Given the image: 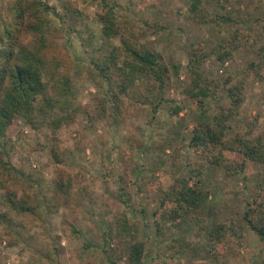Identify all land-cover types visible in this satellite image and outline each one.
Listing matches in <instances>:
<instances>
[{
	"label": "rangeland",
	"instance_id": "374dc122",
	"mask_svg": "<svg viewBox=\"0 0 264 264\" xmlns=\"http://www.w3.org/2000/svg\"><path fill=\"white\" fill-rule=\"evenodd\" d=\"M62 1L48 0L47 3L58 6ZM69 1L81 11L76 30L70 31L68 27L59 33L51 30L50 52L61 63L60 69L71 77L74 102L90 104L94 110L91 93L96 88L87 77L88 60L84 51L89 49V44L107 53L120 44V37L103 36L96 17L100 0ZM257 1L230 0L226 9L231 13L237 6L243 11L248 7L252 10L251 20L257 15L264 18V0L259 6ZM12 3L13 0H0V29L11 19ZM119 3V13L145 29L143 42L181 63L180 78H172L174 86L167 94L174 100L161 104L153 116L151 108L137 101L136 93L130 90L122 96L120 123L114 124L108 116L92 120L80 112L75 123L61 128L59 145L68 150L63 158L72 180L68 199H54L57 209L52 212L39 205L33 213L15 215L17 225L9 231L0 223V264H113L109 257L114 264H128L127 243L115 242L113 238L108 246L103 237L104 233L113 234L122 214L132 227L131 232L146 241L142 264H212L214 261L207 252V230L213 221L230 218L236 222L241 236L230 241L229 250L219 256L220 260L226 264H264L263 244L245 229L242 221L243 211L251 203L249 194L256 190L263 168L247 161L244 176L227 178L221 168L209 165L199 149L188 146L198 106L195 99L181 93L186 82V54L192 45L211 51L225 42L226 33L210 21L195 22L189 16L187 0H119ZM203 4L206 11L222 12L215 0ZM239 20V27L250 32L251 41L236 50L223 68L212 53L202 71L219 79L229 74L233 80L245 77L246 102L241 114L231 123L232 132L243 131L245 122L258 116L260 124L256 133L264 134V78L255 76L247 68L251 61H257L255 50L261 40L255 43L252 37L257 36L261 24L259 21L246 23L242 16ZM226 100V91L221 88L204 107L213 112ZM175 106L181 109L173 115L171 109ZM51 115L57 116L59 111ZM48 118L47 114H37L40 122L45 123ZM38 127L34 130L27 126L21 117L16 120L11 134L10 161L34 179H43L45 186L35 185L36 193L42 197L48 192L47 184L56 163L50 153L49 132L45 125ZM77 142L80 148H75ZM176 176L186 177L190 185L199 181V185L207 187V205L184 219L162 223L164 230L158 233L154 211L159 207L160 191L167 189ZM122 192V198L130 199L129 204L117 199ZM259 192L260 199L264 200V190ZM3 210L0 206V211ZM184 238L192 241L190 249L186 254L176 253Z\"/></svg>",
	"mask_w": 264,
	"mask_h": 264
},
{
	"label": "trees",
	"instance_id": "16d2710c",
	"mask_svg": "<svg viewBox=\"0 0 264 264\" xmlns=\"http://www.w3.org/2000/svg\"><path fill=\"white\" fill-rule=\"evenodd\" d=\"M205 1L187 0L189 16L198 23L212 22L226 35L225 42L211 51L204 50L200 45H192L186 54V82L181 93L195 99L198 106L193 116L194 124L188 146L199 149L209 165L221 168L227 178L244 176L247 161L263 168L255 184L256 190L249 194L251 203L244 209L242 221L245 229L253 232L264 248V200L260 199L259 192L264 190V134L256 133L260 124L258 116L246 121L243 131L232 132L231 127L233 119L241 114L246 102L245 77L233 80L229 74L219 79L202 71L205 60L212 53L216 54V62L223 68V64L236 50L251 41L250 32L239 27L242 16L246 23L259 21L261 24L257 36L252 37L255 43L261 40L255 50L257 61H251L247 68L255 76L264 78V18L257 15L251 20L252 10L248 7L245 11L238 6L232 8L236 15L228 13L226 8L230 0H215L222 12L206 11L203 6ZM47 2L13 0L10 5L11 19L0 29V206L5 208L0 211V223L4 224L7 231L17 225L15 215L33 213L39 205L43 210L52 212L57 209L54 199H68L72 180L63 158L68 150L59 145L61 128L75 123L76 115L80 112L92 120L108 116L114 124L120 123L123 119L122 96L130 90L136 93L137 101L151 108L154 116L161 104L174 100L167 94L174 86L172 78L179 79L182 70L181 63L171 60L167 53L142 41L146 36L145 29L119 13V0H100L96 17L101 24L102 34L106 38L118 35L120 44L111 47L107 53L88 44L90 47L84 52L88 60L87 77L96 88L91 93L94 110L90 104L75 103L71 77L60 69L61 63L51 54L53 47L49 37L51 30L59 33L68 27L70 31H75V23L81 11L69 0L60 2L58 6H49ZM260 2L262 0L257 1L258 6ZM57 7L59 10L56 11ZM54 20L56 25L52 24ZM146 24L150 26L151 23ZM221 88L225 89L227 100L218 105L216 111L209 112L204 104L209 98H214ZM180 109V106H175L171 114H178ZM55 110L59 111V115L52 116ZM40 113L49 116L45 123L37 120V114ZM20 117L34 130L39 128L38 125H45L52 140L50 153L56 167L47 184L48 192L42 197L36 193L35 185L45 186L43 179H34L10 161L13 149L11 134ZM43 146L46 147L47 143ZM75 148H80L78 142ZM198 183L190 185L186 177L176 176L167 189L160 191L159 207L154 211L158 233L164 230L162 223L184 219L206 208L209 189ZM123 196L122 192L117 199L129 204L130 199ZM131 229L122 214L117 219L113 234L110 236L104 233V241L108 246L113 238L115 242L125 241L127 263L142 264L146 241L137 236L136 232L133 234ZM240 236L233 218L213 221L205 237L207 252L214 261L212 264H226L219 256L229 250L233 238ZM181 240L175 252L186 254L192 241L185 238ZM104 251L107 252L106 247ZM109 260L114 264L113 259L109 257Z\"/></svg>",
	"mask_w": 264,
	"mask_h": 264
}]
</instances>
